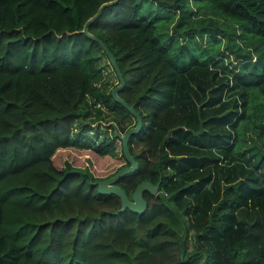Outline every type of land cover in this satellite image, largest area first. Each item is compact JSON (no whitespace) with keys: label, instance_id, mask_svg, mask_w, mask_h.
I'll return each mask as SVG.
<instances>
[{"label":"trees","instance_id":"obj_1","mask_svg":"<svg viewBox=\"0 0 264 264\" xmlns=\"http://www.w3.org/2000/svg\"><path fill=\"white\" fill-rule=\"evenodd\" d=\"M111 1L88 31L142 120L116 183L161 177L141 213L91 182L136 123L83 31ZM0 264H264V0H0Z\"/></svg>","mask_w":264,"mask_h":264},{"label":"water","instance_id":"obj_2","mask_svg":"<svg viewBox=\"0 0 264 264\" xmlns=\"http://www.w3.org/2000/svg\"><path fill=\"white\" fill-rule=\"evenodd\" d=\"M110 3H112V1L102 3L99 6L96 13L93 16H91L85 22V24L83 26V31L87 35H89L90 37L97 40L101 44V46L104 48L107 55L109 56V58L112 62V65L114 67V70H115V72L119 78V83L112 88L111 94L115 100H117L118 102L123 104L135 116L136 123L133 126H130L123 133H120L118 131L117 127L114 126V134L121 139L123 154L129 163L127 165L121 166L114 174H112L106 178H102V179L98 178V179L92 180L91 182L96 184L97 191H99L101 193L116 194L119 197L120 202H121L120 210H124L126 208H129L130 210L141 213L147 207V202L143 197V193L145 191H148L150 194H153V195L160 194L159 193V186H160L161 177L158 179V181L156 183H153L152 181L147 180V179H143V180L139 181L136 184V186L134 187L130 198L128 197L125 188H123L122 186H120L119 184L116 183V181L121 176H123V174L128 173V172H132V171L136 170V168H137V161L129 151L128 141H129V137L131 134L139 131V129L141 128V125H142V120H141L140 114L137 112V110H135L133 105L129 104L125 99H123L118 94L119 89H121V87L124 84V79H123V76L121 74V71H120V68L118 66L115 55L99 37H97L95 34H92L88 31V24L100 14L101 9L105 5L110 4Z\"/></svg>","mask_w":264,"mask_h":264},{"label":"rangeland","instance_id":"obj_3","mask_svg":"<svg viewBox=\"0 0 264 264\" xmlns=\"http://www.w3.org/2000/svg\"><path fill=\"white\" fill-rule=\"evenodd\" d=\"M102 66H104L103 70L105 75L103 77L104 80L101 82V85H103L104 82L108 86L114 85V83L116 82V77L114 76L112 67L107 59H102ZM65 159L70 160L75 165H88L92 173L97 176H105L125 162L123 157H121L120 155H117L115 157H102L89 149L66 148L63 150H57L54 156L55 163L57 165H61Z\"/></svg>","mask_w":264,"mask_h":264}]
</instances>
